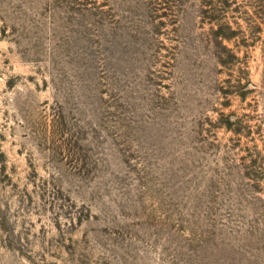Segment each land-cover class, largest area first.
<instances>
[{"label": "rangeland", "instance_id": "rangeland-1", "mask_svg": "<svg viewBox=\"0 0 264 264\" xmlns=\"http://www.w3.org/2000/svg\"><path fill=\"white\" fill-rule=\"evenodd\" d=\"M0 264H264V0H0Z\"/></svg>", "mask_w": 264, "mask_h": 264}]
</instances>
